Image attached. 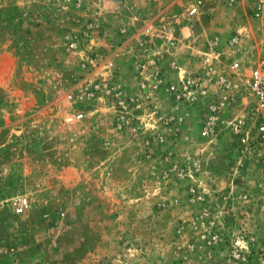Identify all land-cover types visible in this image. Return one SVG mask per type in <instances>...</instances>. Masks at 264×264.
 <instances>
[{"label":"rangeland","instance_id":"rangeland-1","mask_svg":"<svg viewBox=\"0 0 264 264\" xmlns=\"http://www.w3.org/2000/svg\"><path fill=\"white\" fill-rule=\"evenodd\" d=\"M256 70L264 0H0V264H264Z\"/></svg>","mask_w":264,"mask_h":264},{"label":"built area","instance_id":"built-area-1","mask_svg":"<svg viewBox=\"0 0 264 264\" xmlns=\"http://www.w3.org/2000/svg\"><path fill=\"white\" fill-rule=\"evenodd\" d=\"M193 12H195V9H193L192 13ZM235 66H237V64H235ZM252 85L253 89L257 93V99L260 107L264 108V87H262V85H264V76H262V74H260L257 70L252 73ZM142 86L144 87V85ZM171 90H174L173 86H171ZM117 92L119 95H122L121 88H118ZM79 117H82V115H79ZM258 133L260 134L261 138L264 139V124L258 126Z\"/></svg>","mask_w":264,"mask_h":264}]
</instances>
